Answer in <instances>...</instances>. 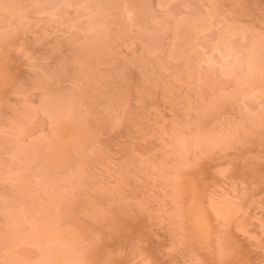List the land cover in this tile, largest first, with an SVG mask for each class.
I'll return each mask as SVG.
<instances>
[{
  "label": "rangeland",
  "instance_id": "374dc122",
  "mask_svg": "<svg viewBox=\"0 0 264 264\" xmlns=\"http://www.w3.org/2000/svg\"><path fill=\"white\" fill-rule=\"evenodd\" d=\"M0 264H264V0H0Z\"/></svg>",
  "mask_w": 264,
  "mask_h": 264
}]
</instances>
